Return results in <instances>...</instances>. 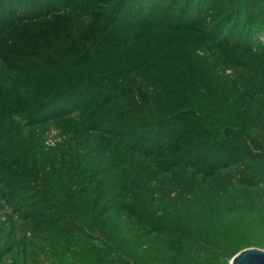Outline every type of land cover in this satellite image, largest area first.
<instances>
[{
  "label": "trees",
  "instance_id": "trees-1",
  "mask_svg": "<svg viewBox=\"0 0 264 264\" xmlns=\"http://www.w3.org/2000/svg\"><path fill=\"white\" fill-rule=\"evenodd\" d=\"M252 247L264 0H0V264Z\"/></svg>",
  "mask_w": 264,
  "mask_h": 264
},
{
  "label": "water",
  "instance_id": "water-1",
  "mask_svg": "<svg viewBox=\"0 0 264 264\" xmlns=\"http://www.w3.org/2000/svg\"><path fill=\"white\" fill-rule=\"evenodd\" d=\"M230 264H264V249L247 248L236 255Z\"/></svg>",
  "mask_w": 264,
  "mask_h": 264
},
{
  "label": "built area",
  "instance_id": "built-area-1",
  "mask_svg": "<svg viewBox=\"0 0 264 264\" xmlns=\"http://www.w3.org/2000/svg\"><path fill=\"white\" fill-rule=\"evenodd\" d=\"M54 142H55L54 139H52V138L49 139V144H50V145H54Z\"/></svg>",
  "mask_w": 264,
  "mask_h": 264
},
{
  "label": "rangeland",
  "instance_id": "rangeland-1",
  "mask_svg": "<svg viewBox=\"0 0 264 264\" xmlns=\"http://www.w3.org/2000/svg\"><path fill=\"white\" fill-rule=\"evenodd\" d=\"M55 134V133H54Z\"/></svg>",
  "mask_w": 264,
  "mask_h": 264
}]
</instances>
